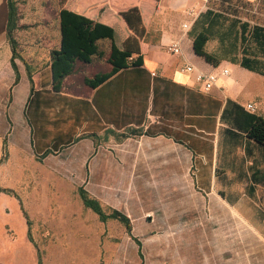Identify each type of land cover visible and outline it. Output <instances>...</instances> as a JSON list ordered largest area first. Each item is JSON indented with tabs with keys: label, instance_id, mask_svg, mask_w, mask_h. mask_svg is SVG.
<instances>
[{
	"label": "crops",
	"instance_id": "crops-1",
	"mask_svg": "<svg viewBox=\"0 0 264 264\" xmlns=\"http://www.w3.org/2000/svg\"><path fill=\"white\" fill-rule=\"evenodd\" d=\"M9 1L0 0V264L39 263L36 245L28 236L30 226L24 215L28 211L18 192L20 182L31 179L25 175L28 166L44 169L85 191L84 185L91 184L92 174L101 169L175 175L204 170L208 184L194 187L212 193L217 190L214 178L219 146L228 139L244 159L239 175L245 183L242 193L259 194L261 189L264 193V145L242 131L249 118L243 128L234 124V116L251 112L247 103L258 104L245 96L244 70L228 61L217 65L207 62L194 53L192 39L184 31L183 22L191 19L189 10L201 7L200 2L11 0L18 13L17 28L11 34L18 42L14 57L8 28ZM78 16L90 19L98 30L107 27L108 33L110 28L113 46L131 55L128 64L94 87L76 82L72 91L66 88L73 82L71 75L64 78L62 88L56 82L66 56L55 63L51 52L61 48L62 25L66 24L67 33V25L73 27ZM135 20L143 29L150 22L148 41L133 35ZM177 40L182 43V52L171 54L164 46ZM93 57L91 64L99 63L100 67L85 70L90 63L84 65V74L109 71L106 61ZM186 63L195 70H184ZM79 69L77 65V73ZM197 70L218 75L209 91L196 81ZM32 194L31 198H37L35 192ZM42 195L44 231L53 235L50 247L43 255L40 251L42 264H75L78 258L74 250L87 248L84 241L73 237L81 228L74 217L78 211L63 208L61 200L67 195L62 191L45 190ZM223 202L221 206L242 210V205ZM207 204L212 206L211 201ZM34 207L35 202L30 201L29 212ZM189 207L193 209V204ZM121 213L130 220V215ZM66 233H73L77 239L72 252L66 243L72 241L62 240ZM140 251L139 247L141 255ZM179 262H183L181 256H176L172 264Z\"/></svg>",
	"mask_w": 264,
	"mask_h": 264
},
{
	"label": "rangeland",
	"instance_id": "rangeland-1",
	"mask_svg": "<svg viewBox=\"0 0 264 264\" xmlns=\"http://www.w3.org/2000/svg\"><path fill=\"white\" fill-rule=\"evenodd\" d=\"M202 9L222 10L230 17L264 25V0H208ZM135 23L137 28L132 31L133 35H141L142 41L144 38L148 41L150 22L146 29L138 20ZM30 40L23 39L25 42ZM110 44L107 38L97 44L103 51L101 59L104 61L109 56ZM218 45L214 38L208 41L206 49L212 51ZM240 69L244 70L241 76L246 98L257 102L255 113L264 116V77ZM243 163L238 147L224 139L219 146L217 177L214 178L218 192L212 193L194 187L208 184V177L202 175L204 170H197L198 173L191 170L180 175L96 170L91 184L84 185L88 195L98 199L106 212L116 208L130 215L129 228L117 219L102 222L83 205L77 194L79 185L52 177L39 167L26 168L25 175L31 179H23L18 192L32 222L34 249L42 255L53 240V235L44 231L42 219V193L47 190L66 193V199L61 200L63 208L78 211L74 217L80 220L77 224L81 228H77L73 237L84 241L87 248L74 250L78 258L75 264H172L176 256H181L183 261L179 264H264V193L262 189L259 194L242 193L245 183L239 175ZM34 192L37 198L30 197ZM30 201L35 202V207L29 212ZM208 201L212 203L210 208ZM223 201L242 205V210L230 205L221 206ZM190 203L193 209L189 207ZM72 234L66 233L62 239L72 241L66 242L68 252L73 251L77 240Z\"/></svg>",
	"mask_w": 264,
	"mask_h": 264
},
{
	"label": "trees",
	"instance_id": "trees-1",
	"mask_svg": "<svg viewBox=\"0 0 264 264\" xmlns=\"http://www.w3.org/2000/svg\"><path fill=\"white\" fill-rule=\"evenodd\" d=\"M9 8V39L13 48V56L15 57L18 42L11 34L17 28L18 13L14 1H9ZM69 27L67 25L66 33V24L62 25L61 48L58 50L53 49L51 52L52 62L54 61L55 63L60 61V59H65L66 56V62L62 64V73L56 77L59 88L63 87V80L68 75H71L73 82L69 83L66 88L72 91L76 88V82L94 87L98 82L108 77L112 71L128 64L127 60L131 53L113 46L112 30L110 28L108 33L106 31L107 27L103 30H98L97 24L82 16H78L76 24L74 23L73 27ZM188 35L192 39L194 53L202 56L212 65L228 61L264 76V25L250 24L248 21H242L236 16L230 17L222 10L207 9L198 14L192 23L190 31H188ZM105 38L111 41L110 52L106 61L110 65L109 71L101 70L92 75L84 74L82 71L84 65L90 63L86 69L84 68L85 70L100 67L99 63L92 62L91 64V60L94 58L93 55L96 57L103 56V51L99 49L97 44L100 39ZM214 38L218 40L219 45L214 50L208 51L206 49L207 43ZM72 51L78 53L74 55ZM89 54H91V57ZM96 59L99 60V58ZM77 65L81 68L78 73L76 71ZM74 74L76 75L74 76ZM246 118H249L250 123L242 131L250 139L264 145V116L248 112L246 115L234 116V124L243 128ZM129 132L135 133L136 131L135 129H130ZM231 133L236 134L233 130H231ZM78 193L85 207L95 212L102 222L112 218L117 219L125 227H130V220L125 214L117 209H111L106 212L102 209V205L97 199L87 195L84 188H79ZM24 213L30 226L28 236L33 240L30 231L31 222L28 218V213L26 211ZM38 259V264H42L43 261L39 250Z\"/></svg>",
	"mask_w": 264,
	"mask_h": 264
},
{
	"label": "built area",
	"instance_id": "built-area-1",
	"mask_svg": "<svg viewBox=\"0 0 264 264\" xmlns=\"http://www.w3.org/2000/svg\"><path fill=\"white\" fill-rule=\"evenodd\" d=\"M196 1L202 2L201 7L198 8L194 7L193 9L189 10L188 13L191 19L190 20L188 19L185 22H183V27L185 29L184 30L185 32L190 31L193 21L196 19L198 14H200V12L203 11L202 8L204 7L205 2H207L208 0H196ZM165 49L171 52V54H179L182 52V43L180 40L170 42L165 46ZM183 69L186 70L187 72H192L193 70H195V67L191 64L186 63L183 66ZM223 73L228 74V70L224 69ZM218 79L219 77L216 73L203 72L202 70L196 71V81H198L201 84V87L204 91H209L217 83ZM246 108L251 110V112L256 111V106L253 105L251 102L246 104Z\"/></svg>",
	"mask_w": 264,
	"mask_h": 264
}]
</instances>
